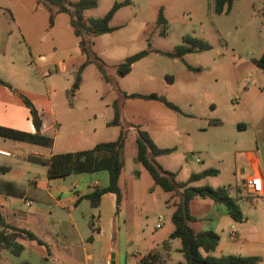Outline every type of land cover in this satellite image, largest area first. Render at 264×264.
I'll list each match as a JSON object with an SVG mask.
<instances>
[{"label": "crops", "instance_id": "0c3cea01", "mask_svg": "<svg viewBox=\"0 0 264 264\" xmlns=\"http://www.w3.org/2000/svg\"><path fill=\"white\" fill-rule=\"evenodd\" d=\"M50 16L49 8L38 0H0V78L17 90L0 83V126L30 133L37 131L22 93L40 113L41 132L53 138L49 147L0 136V148L12 153L0 154V180L11 181L17 188L15 194L0 190V232L8 235L17 233L11 227L25 229L43 242L17 234L15 241L21 248L13 251L0 244V263L175 264L184 261L181 239L170 236L175 229L172 214L177 196L155 185L147 169L136 160L137 151L131 143L137 135L135 130L129 132L130 142L125 146V162L119 178L120 203L114 192L103 193L97 206L86 198L95 189L108 185L106 170L49 177L47 165L31 160L33 156L50 157L115 140L121 126L108 123L114 117L115 100L121 109L128 102H141L161 125V134L177 142L183 134L189 135L188 130L177 128V114L198 116L195 112L186 113L180 106L182 112L172 110L159 100L126 97L117 80L109 76L110 81H106L99 71L101 81L93 91H86L83 77L80 87L69 94L75 72L86 54L70 15L57 12L53 24ZM151 54L134 62L131 70L120 77L121 84L130 79L153 81L146 66ZM189 54L179 59L186 62ZM255 58L252 66H233L238 63L233 60V98L238 96L239 100L232 102L230 110L222 115L215 114L218 105L211 103V111L205 116L211 130L209 153L216 154L218 160L230 161V165L224 163L215 168L218 172L209 175V185L211 176H221L215 187H228L229 193L238 199L243 218L236 220L226 207H216L209 219L211 229L220 235L214 255H256L261 257L259 264H264V69L254 63ZM197 67L204 71L203 67ZM153 89L140 93L155 92ZM131 92L135 91L127 93ZM121 120L126 126L131 125L125 123L122 110ZM150 131L159 147L175 149L176 146L160 144ZM164 155L157 156V160L170 170L160 160ZM13 156V160L1 159ZM251 176L261 177V193H252L244 186L245 179ZM198 182L192 184H205ZM195 199L190 201V210L198 220L192 205ZM207 199L201 202L209 206L217 203ZM160 214L164 219L161 227H156ZM27 244L34 254L42 252V259L18 260L6 256L8 251L21 257Z\"/></svg>", "mask_w": 264, "mask_h": 264}, {"label": "rangeland", "instance_id": "374dc122", "mask_svg": "<svg viewBox=\"0 0 264 264\" xmlns=\"http://www.w3.org/2000/svg\"><path fill=\"white\" fill-rule=\"evenodd\" d=\"M114 1L117 0H99L97 7L86 10L84 14L86 17L102 16ZM160 7L164 8L168 19L165 34L161 33L163 25L156 22ZM263 9L264 0H236L231 9L221 14L215 12L214 0H132L131 4L122 6L115 13L111 25L116 29L96 36L94 45L90 46L93 54L100 56L108 76L118 81L122 91L144 92L148 88H155L156 93L164 95L186 113L195 112L198 115L189 118L188 114H177V128L189 132L177 142L161 134V125L155 121L154 114L142 107L138 100L124 104L121 109L126 124H140L146 131L151 130L160 144L176 146L160 160L170 170L177 172L178 179L186 180L192 173L218 168L224 163L230 165L228 159L218 160L216 154L209 153L211 130L205 116L211 111V103L218 105L215 114L222 115L230 110L232 102L239 100L237 95L233 98L235 90L231 66L233 60L238 62L233 66H252V59L264 51ZM187 36L198 37L211 44L209 49L187 55L186 62L194 67H203V72L190 71L185 61L154 51L146 62L153 81L145 83L130 79L121 84L116 65L126 56L147 48L148 43L155 49L174 51L177 45L185 43ZM98 71L95 63L84 69L82 75L86 91H93L95 84L101 81ZM1 159L13 160L15 157ZM220 181L221 176H211L210 186L215 187L214 184ZM203 182L209 185V176L198 183ZM204 200L197 196L192 203L199 219L191 225L198 232L211 229L209 216L216 207H226L222 203L209 206L201 202ZM28 245L21 257L8 251L5 254L10 259H42L44 254H34Z\"/></svg>", "mask_w": 264, "mask_h": 264}, {"label": "trees", "instance_id": "16d2710c", "mask_svg": "<svg viewBox=\"0 0 264 264\" xmlns=\"http://www.w3.org/2000/svg\"><path fill=\"white\" fill-rule=\"evenodd\" d=\"M45 4L51 11L50 24H53L55 14L57 12H66L70 15L71 24L76 35L81 37L80 45L86 54L85 61L78 67L75 72L73 87L69 94L80 87L83 79V70L90 64L95 63L102 77L106 81H110L108 74L100 60V56L94 55L90 46L93 45L94 37L112 32L116 29L111 25V21L119 8L132 3V0L114 1L108 12L98 17H86L84 12L88 9L97 7L99 0H38ZM236 0H214V10L221 14L228 11ZM264 12V9H263ZM157 25H163L161 33H166L168 19L165 16L164 8L160 7L157 15ZM211 44L198 38L187 36L185 43L176 46L174 51H165L148 47L129 56H126L116 65V72L119 76H125L132 68V64L137 60L147 56L151 52H158L169 57L182 58L187 53L202 51L209 49ZM254 63L264 69V52L255 58ZM186 66L193 71H200L199 67L189 64ZM0 83L7 85L14 91H17L12 85L0 78ZM123 94L129 98L155 99L162 102L166 107L181 112V108L174 102L168 100L164 95L156 92L140 93L123 91ZM25 104L30 108L33 123L36 127L35 133L25 132L9 127L0 126V136L15 140L26 141L33 144L43 146H52L53 138L41 132L42 119L40 113L31 100L20 93ZM114 117L108 123L111 125H120L121 130L115 140L99 142L89 149H82L69 152L55 153L50 157L33 156L31 160L48 166L49 177H65L72 173L98 172L106 170L109 174V183L103 188H97L92 193L86 195L91 200L93 206H97L100 196L105 192H114L117 195V202L120 203L122 197L119 178L122 173L125 162V146L130 142L129 132L134 129L137 133L136 137L131 140L132 146L136 149V160L140 162L150 173L154 180V184L160 186L166 192H172L177 196L174 202L175 210L172 214V220L175 229L170 236L172 238H180L182 242L181 251L184 254V261L175 264H259L261 257L256 255H214L217 245L220 241V235L210 229L203 231H195L191 222L197 220V217L191 213L190 201L197 196L203 198H211L217 203L226 206L229 214L236 220H242L243 211L238 203V199L229 193L227 186L213 187L208 184L193 185L192 183L206 176L214 175L218 172L215 168H207L200 172H195L185 181L177 179V173L165 169L157 160V156L168 154L174 150L173 147H159L151 138L148 131L143 129L139 124L126 126L121 120V108L118 101L113 102ZM0 190L15 194L17 192L16 185L11 181L0 180ZM17 233L6 235L0 232V244L3 248L20 249L21 245L15 241L17 234H24L29 239H35L39 243H43L32 232L25 229L11 227ZM1 264V263H0ZM143 264V263H142Z\"/></svg>", "mask_w": 264, "mask_h": 264}, {"label": "built area", "instance_id": "2783aa9c", "mask_svg": "<svg viewBox=\"0 0 264 264\" xmlns=\"http://www.w3.org/2000/svg\"><path fill=\"white\" fill-rule=\"evenodd\" d=\"M0 154L5 155V156H10L12 153L9 150L0 148ZM197 160L199 161V158H197ZM244 186L246 188H249L252 193H255V194L261 193L262 187H263L262 179L260 176H251L245 179ZM158 219L159 221L156 224V227H161L162 225L161 222L164 219V215L160 214ZM234 235H235V231L232 230V237H234Z\"/></svg>", "mask_w": 264, "mask_h": 264}]
</instances>
